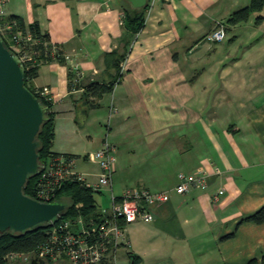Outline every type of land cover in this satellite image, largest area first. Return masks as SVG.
I'll list each match as a JSON object with an SVG mask.
<instances>
[{
    "label": "crops",
    "instance_id": "0c3cea01",
    "mask_svg": "<svg viewBox=\"0 0 264 264\" xmlns=\"http://www.w3.org/2000/svg\"><path fill=\"white\" fill-rule=\"evenodd\" d=\"M250 2L163 0L146 10L136 38L120 21L126 0L7 2L8 16L38 23L61 52V60L56 49L52 61L32 59L39 65L32 85L58 96L53 151L70 153L80 114L88 123L91 110L107 108L99 118L117 148L113 192L169 195L152 222L129 225L121 264L133 256L139 264H259L264 255V221L246 219L264 206V19L228 23ZM217 22L227 37L208 41ZM126 52L120 81L87 110V85L116 81ZM180 173L206 176V185L178 193Z\"/></svg>",
    "mask_w": 264,
    "mask_h": 264
},
{
    "label": "built area",
    "instance_id": "2783aa9c",
    "mask_svg": "<svg viewBox=\"0 0 264 264\" xmlns=\"http://www.w3.org/2000/svg\"><path fill=\"white\" fill-rule=\"evenodd\" d=\"M161 1L163 0H148L147 13L150 14L154 5ZM7 2L8 0H0V20L7 16ZM122 18L123 14L120 17L121 23ZM11 28V24L0 25L3 32ZM226 37L227 27L223 22H217L214 29L206 35V39L211 42H221ZM11 40L12 47L18 51L22 62L25 64L32 61L33 55L28 48L32 36L16 31ZM66 58L70 59V56ZM124 63L125 60L121 62V74ZM38 93L52 103L58 100L57 94L47 88H38ZM116 153L117 148L108 137H105L101 148L88 153L87 160L99 168L98 180L93 183L87 180L86 173L76 169L77 161L73 157L63 155L51 157L42 168L35 185V198L40 201L55 200L58 190L68 180L79 181L97 191L108 187L111 193L110 205L100 207L97 216L90 217L88 221L83 215H79L76 220L70 218L54 220L47 242L40 246L36 254L45 260L46 264H121L120 250L130 245L129 225L136 221L152 222L154 220L152 209L169 200L167 192H152L145 187L127 188L121 195H116L112 189L117 168ZM205 177L186 176L180 173L181 182L176 191L184 194L192 185L204 186ZM30 256L20 254L21 258L26 259Z\"/></svg>",
    "mask_w": 264,
    "mask_h": 264
},
{
    "label": "water",
    "instance_id": "95a60500",
    "mask_svg": "<svg viewBox=\"0 0 264 264\" xmlns=\"http://www.w3.org/2000/svg\"><path fill=\"white\" fill-rule=\"evenodd\" d=\"M126 1L137 11L148 5V0ZM25 75L24 63L0 33V234L52 226L67 207L65 201L43 202L25 193L30 176L44 167L36 137L51 112L28 87ZM7 264L46 263L31 255L27 262Z\"/></svg>",
    "mask_w": 264,
    "mask_h": 264
},
{
    "label": "trees",
    "instance_id": "16d2710c",
    "mask_svg": "<svg viewBox=\"0 0 264 264\" xmlns=\"http://www.w3.org/2000/svg\"><path fill=\"white\" fill-rule=\"evenodd\" d=\"M146 10L147 7L141 9L140 11L134 10L129 4L126 3L125 8L122 11V24L124 27L129 29V31H131L134 38H136V36L145 26ZM263 10L264 0H251L249 5L234 11L228 18V23L238 24L248 21L253 14H256V23H259L264 19ZM4 23L12 25V28L9 31L7 30L3 32L0 29V33L4 39L5 45L12 51L18 54V51L12 47L13 40H11V38L16 31H21L23 35L30 34L32 36V40L28 42V48L33 54L34 59L36 58L38 61L41 59H45V61H52L54 57L51 50L57 49L55 56L61 60V52H58V45L52 43L50 34L43 32L38 23L27 26L24 22V19L19 15H7L4 19L0 20V25ZM127 54L128 52L123 54L118 60L119 75L116 81L110 82L108 84L92 82L87 85L84 99L85 101L82 104L87 110L98 107L99 104L97 101L101 99L105 93L112 91L116 83L120 81L119 77L122 76L121 62L126 60ZM24 65L26 69L25 78L28 87L40 98L42 103L48 105L51 109V112L48 115L49 118L43 122L41 130L36 137L37 148L40 153V162L45 165L51 157L58 155L73 157L77 161V158H79L80 155L72 153H58L53 151L56 138L55 112L52 111L53 103L42 97L40 93H38V88L34 87L31 83V80L38 75L39 65L34 63L33 60L29 63H25ZM87 156L85 157L87 158ZM37 179L38 175L30 176L25 188V193L27 195L32 197L36 196L35 185L37 183ZM99 192H101V190H94L79 181H66L58 190L56 199L65 201L67 207L55 220L64 218L76 220L79 215H83L86 221H88L90 220V217L97 216L100 207L96 199V193ZM246 219L255 221L257 223L263 222L264 206ZM50 229L51 226L42 224L28 229L25 232L8 231L6 233L0 234V264H7L11 262V257L20 254L36 255L40 246L47 242ZM139 262V256H133V263L131 264H139ZM248 264H258V261L256 259H252ZM259 264H264V255L262 256Z\"/></svg>",
    "mask_w": 264,
    "mask_h": 264
},
{
    "label": "rangeland",
    "instance_id": "374dc122",
    "mask_svg": "<svg viewBox=\"0 0 264 264\" xmlns=\"http://www.w3.org/2000/svg\"><path fill=\"white\" fill-rule=\"evenodd\" d=\"M91 111H93L91 115L94 117V120L87 123L85 121L87 115L85 113L83 115L80 114L79 118H80V123H82L83 125L82 126L83 130L79 135H75L68 142L70 143V149H69L71 150L70 153L80 155V157L77 158L76 169L80 172L88 174L87 176L88 181L93 183L98 180L97 173L99 172V168L96 164L91 163L89 160L85 161L84 157L87 156L88 153L94 152L98 149L99 141L102 138H104L107 133L108 122L106 123V121H103V119L99 118V116L101 115H103V117L106 116L107 108L105 109V111L101 110L95 112V109ZM99 113H101V115ZM90 134L94 136L95 138L94 141H91L89 139ZM110 197H111V193L108 187L104 188L102 192L96 193V199L99 207H108L110 205ZM18 260L24 263L27 262L29 259L23 257L21 258L20 255L11 257V262H16Z\"/></svg>",
    "mask_w": 264,
    "mask_h": 264
}]
</instances>
